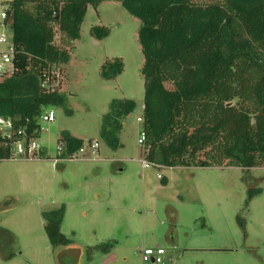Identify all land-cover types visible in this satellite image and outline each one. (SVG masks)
Returning a JSON list of instances; mask_svg holds the SVG:
<instances>
[{"label": "rangeland", "instance_id": "obj_1", "mask_svg": "<svg viewBox=\"0 0 264 264\" xmlns=\"http://www.w3.org/2000/svg\"><path fill=\"white\" fill-rule=\"evenodd\" d=\"M139 24L119 2L87 6L68 63L54 72L65 104L44 108L54 121L40 122L35 139L46 157L0 160V264H264V168L143 166ZM94 26L107 35L95 38ZM115 58L120 73L101 77ZM121 98L134 109L112 149L100 121ZM65 131L96 139L97 154L55 163ZM61 206L60 231L71 242L52 247L43 214ZM145 247L161 248V261H143Z\"/></svg>", "mask_w": 264, "mask_h": 264}, {"label": "trees", "instance_id": "obj_2", "mask_svg": "<svg viewBox=\"0 0 264 264\" xmlns=\"http://www.w3.org/2000/svg\"><path fill=\"white\" fill-rule=\"evenodd\" d=\"M103 1L119 2L140 22L143 159L166 167L264 168V0H7L4 22L16 70L0 77V115L36 139L44 108L65 104L57 87L46 91L41 84L52 83L59 65L68 63L67 47L87 6ZM91 33L100 39L108 30L94 26ZM121 69L118 58L105 61L100 76ZM133 109L131 99L110 102L99 132L108 147L119 145ZM83 143L62 132L61 156ZM10 155L0 138V159ZM62 216V206L43 214L52 247L71 242L60 231Z\"/></svg>", "mask_w": 264, "mask_h": 264}, {"label": "built area", "instance_id": "obj_3", "mask_svg": "<svg viewBox=\"0 0 264 264\" xmlns=\"http://www.w3.org/2000/svg\"><path fill=\"white\" fill-rule=\"evenodd\" d=\"M5 17L6 13L4 7L0 5V45H2L0 48V77L9 76L16 70L12 62V45L9 39L7 25L4 22ZM41 86L46 91H51L57 87V80H54L52 83L44 81ZM51 121H54V112L52 110L43 112L39 118V122ZM0 138L1 145L7 147L11 152L7 160H15V158H20L25 161L44 159L41 154L44 148L39 145L35 138L28 137L22 128H14L12 119L2 115H0ZM143 141L144 135L143 132L140 131L137 142L141 145ZM98 146V141L96 139H90L86 143H83L75 152L68 156H61L64 148L62 145L57 144L56 150L58 157H54L53 160L55 163L66 160H88L86 156L91 158L94 157L97 154ZM142 163L145 168L150 165L157 166L146 160L142 161ZM157 177H159V175H157ZM162 253L163 250L161 248L145 247L141 251V259L147 262L159 263Z\"/></svg>", "mask_w": 264, "mask_h": 264}, {"label": "crops", "instance_id": "obj_4", "mask_svg": "<svg viewBox=\"0 0 264 264\" xmlns=\"http://www.w3.org/2000/svg\"><path fill=\"white\" fill-rule=\"evenodd\" d=\"M73 136V135H72ZM74 137H76V136H74ZM77 138H80V137H77ZM82 139V138H81ZM91 160H93V159H91Z\"/></svg>", "mask_w": 264, "mask_h": 264}]
</instances>
